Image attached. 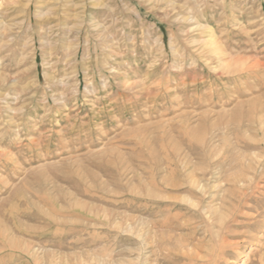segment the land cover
<instances>
[{
  "label": "rangeland",
  "instance_id": "obj_1",
  "mask_svg": "<svg viewBox=\"0 0 264 264\" xmlns=\"http://www.w3.org/2000/svg\"><path fill=\"white\" fill-rule=\"evenodd\" d=\"M263 186L264 0H0V264H264Z\"/></svg>",
  "mask_w": 264,
  "mask_h": 264
},
{
  "label": "bare ground",
  "instance_id": "obj_2",
  "mask_svg": "<svg viewBox=\"0 0 264 264\" xmlns=\"http://www.w3.org/2000/svg\"><path fill=\"white\" fill-rule=\"evenodd\" d=\"M212 43V42H211ZM237 61V60H235ZM239 64V63H238ZM247 169V168H246ZM255 170V169H254ZM255 173V172H254ZM255 176V175H254ZM248 177V176H247ZM253 179V178H252ZM256 179V178H255ZM254 179V180H255ZM248 179L244 176H241L238 178V182L241 184H243V187L245 186V190L243 192H239V199H237V197H235L238 202V204L234 205V210H236V208L238 210H243L245 211V209H251L254 211H258L259 208L257 207L258 205L260 206V203H258L257 206L247 204L246 201L249 200L251 197L250 195L247 193V189L249 188L247 185L249 181H247ZM251 181V180H250ZM252 182V181H251ZM259 182V181H258ZM247 183V185H246ZM253 184V183H252ZM241 188V187H240ZM253 188V187H252ZM256 188V187H255ZM262 188V187H261ZM264 189V186H263ZM239 191V190H238ZM251 191V190H250ZM237 191H235L236 193ZM261 192V191H260ZM234 193V194H235ZM264 194V192H263ZM237 195V194H236ZM253 195V194H252ZM255 202H259L257 200H255ZM262 203V201H261ZM234 204V202H233ZM232 206V205H231ZM230 207V205H229ZM228 207V209H229ZM263 209V207H262ZM228 211V210H227ZM260 211V210H259ZM258 211V212H259ZM237 214V213H236ZM248 215V214H247ZM226 218L223 217H219L220 219L217 220L218 225V231H217V238H216V243H217V247L215 248L214 246L211 248V252H210V258H208L207 260H202V264H229L230 262H228V257H232L234 256L235 252H234V248H239L242 247L243 243L240 242H233L230 240V238L233 237H240V236H245V237H249L248 234H250V230H242V232L240 233H231L230 227L232 226H237V227H247V229H256L257 224L256 223H239V224H233L232 221L235 220L238 216H235L233 218V220L228 221L227 218L229 216H225ZM249 218V217H248ZM216 235V234H215ZM250 238V237H249ZM184 242V241H183ZM215 245V244H214ZM199 251H201L199 249V247L195 246L194 250H191V252H187L184 253L186 254V258L189 261L184 263V264H195L196 262H200L199 260L200 258V253ZM206 256V255H205ZM179 258V257H178ZM204 258V257H203ZM207 258V257H206ZM183 262V261H182ZM197 264V263H196Z\"/></svg>",
  "mask_w": 264,
  "mask_h": 264
}]
</instances>
